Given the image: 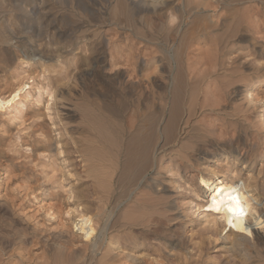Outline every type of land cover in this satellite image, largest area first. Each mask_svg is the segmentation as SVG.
<instances>
[{
  "label": "rangeland",
  "instance_id": "obj_1",
  "mask_svg": "<svg viewBox=\"0 0 264 264\" xmlns=\"http://www.w3.org/2000/svg\"><path fill=\"white\" fill-rule=\"evenodd\" d=\"M143 1L0 0V98L33 81L22 109L0 112V264H82L76 204L122 247L110 264H130V252L150 264L169 243L190 254L188 264H241L203 230L189 189L199 192L208 164L216 176L250 175L264 191V0ZM176 48L189 83L180 103L227 109L218 119L198 112L193 130L174 133L162 159L172 157V172L155 167L140 187L128 179L115 186L103 107L171 103L165 55ZM129 63L138 85L117 71ZM191 148L190 164L177 171L176 152ZM155 221L159 236H145ZM257 236L264 253V230Z\"/></svg>",
  "mask_w": 264,
  "mask_h": 264
},
{
  "label": "bare ground",
  "instance_id": "obj_2",
  "mask_svg": "<svg viewBox=\"0 0 264 264\" xmlns=\"http://www.w3.org/2000/svg\"><path fill=\"white\" fill-rule=\"evenodd\" d=\"M130 1V5L132 6L133 0ZM145 3L143 0L140 2V4ZM153 3L154 1L150 2V4ZM187 9L189 11V8ZM189 13H184V15L186 14L187 17ZM169 17L170 19H174L175 16L171 13ZM167 30L173 32V29ZM134 56L137 57L138 55ZM112 59L113 57H111ZM132 59L138 60V57L136 59L133 57ZM115 60L116 58L114 61L112 60L114 66L118 63ZM165 60L167 81L172 87L171 103H108L103 107V110L107 114V134L109 137L110 153L113 156L115 186H118L123 179H128L129 183H136V186L140 187L144 180V171L155 167H163L166 172H172L174 167V160H171L172 157L168 159V163L164 166H162V159L168 149L167 147H170L169 144L172 143L174 133L178 132L179 135L181 133L187 135V132L193 130V122L198 112L204 113L208 111L217 118L227 109L222 104L220 105V103H180L182 90L186 86H189V83L184 76L183 60L179 48L167 53ZM126 66L127 68H131L118 69L117 71L124 72V75L128 79L136 80L134 83L138 85V79L134 75L133 63H129ZM187 69L189 70L188 65ZM154 70H156V66ZM32 82L24 81L16 89L12 90L7 98H0V112L5 110L18 112L19 109H22V99L26 98L28 93H30L28 90L31 88L30 83ZM249 100L251 102L248 103L249 106H253L254 108L259 104L254 101L251 94H249ZM261 124L264 127V118H262ZM214 127L215 124L209 123L206 125L205 130L211 133L210 131H213ZM60 143L58 142V144ZM203 143L207 144V141L205 140ZM60 147L55 150L57 157H60L62 153L61 149L64 145L61 144ZM159 151L161 154L158 155ZM195 152L197 151L194 148H191V152L177 151L176 158L180 160L178 163L180 165H175V168L178 166L176 170L178 171L182 163L186 165L190 164ZM160 155L161 158L158 159ZM211 160L214 161V159ZM207 163L214 164L217 161ZM204 165L201 167V164H198V167H201L200 175L197 178L200 184L199 192L189 189L193 193L195 201L193 206L202 209L200 215L203 221L200 224L203 225V230L210 234V236H215L217 240L220 239L223 242H227L232 252L237 251L239 253L237 262L241 264H264V253L258 250L261 239L257 236L259 231L264 230L263 189H258L256 184L252 183V177L250 175L243 179L242 172H238L237 177H241L240 179H235L236 175L228 179L225 174L216 176L218 174L215 171L207 168L208 164L206 166ZM178 188H181V185ZM220 190H223V192L218 195L217 193ZM224 193L239 195L245 213L243 216L239 218L232 217L227 211L225 204H220V210L216 211V205L213 204V200H226V196L223 195ZM70 214L74 216L75 220L73 227L79 232L80 239H84L86 242L85 248L88 255L83 254L77 257L81 259L82 264H110V261L117 256V254H114L115 251L123 252L117 240L106 236V228L99 231L94 218L84 211L82 205L76 204ZM230 219L235 226L229 224ZM153 225L154 227L143 233L145 236H159L157 222L155 221ZM166 245L163 249L155 248L156 257L160 260H154L150 264H188L186 262L191 258L188 252H177L176 245L173 243ZM246 247L250 248L253 253L247 252ZM125 257L130 264L141 263V260L131 252L127 253ZM198 262L197 260L194 264H200Z\"/></svg>",
  "mask_w": 264,
  "mask_h": 264
},
{
  "label": "snow or ice",
  "instance_id": "obj_3",
  "mask_svg": "<svg viewBox=\"0 0 264 264\" xmlns=\"http://www.w3.org/2000/svg\"><path fill=\"white\" fill-rule=\"evenodd\" d=\"M223 192V190H220L217 194L220 195ZM224 196H226L225 199H220V200H213V204L216 205V211H219V205L220 204H225L227 211L231 214L232 217L239 218L243 216L244 213V208L241 205L239 195H232L230 193H224ZM229 224L232 226H235L232 222V220H229Z\"/></svg>",
  "mask_w": 264,
  "mask_h": 264
}]
</instances>
